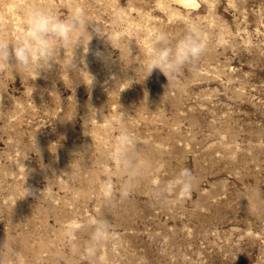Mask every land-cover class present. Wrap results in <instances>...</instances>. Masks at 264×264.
Masks as SVG:
<instances>
[{
	"label": "rangeland",
	"instance_id": "obj_1",
	"mask_svg": "<svg viewBox=\"0 0 264 264\" xmlns=\"http://www.w3.org/2000/svg\"><path fill=\"white\" fill-rule=\"evenodd\" d=\"M29 4L82 8L91 37L39 77L0 68V264H264V0H0V35ZM190 26L208 54L148 75Z\"/></svg>",
	"mask_w": 264,
	"mask_h": 264
},
{
	"label": "clouds",
	"instance_id": "obj_2",
	"mask_svg": "<svg viewBox=\"0 0 264 264\" xmlns=\"http://www.w3.org/2000/svg\"><path fill=\"white\" fill-rule=\"evenodd\" d=\"M25 31L18 34L16 39L0 35V68L11 69L14 74L23 73L26 76L35 74L39 77L42 72L50 71L58 64L57 58L65 47L74 49L85 44L86 37H91L87 31L90 26L87 15L82 8H74L67 16L60 17L54 8L44 4H29L21 11ZM111 44V42H109ZM112 45V44H111ZM209 41L204 37L203 30L190 26L185 34L170 41L168 35L159 32L155 44L147 51L146 71L148 75L158 69L166 78L175 79L184 70L201 61L209 52ZM74 66V67H73ZM77 65L72 63L65 71H74ZM120 143L124 145L121 158L130 169L135 168L136 161L132 154L135 140L128 131H122ZM173 184L179 191L189 194L193 191L196 178L185 169L175 177ZM131 188L126 191L130 194ZM92 238L95 243L107 239V228L97 225L93 229ZM2 247V246H0Z\"/></svg>",
	"mask_w": 264,
	"mask_h": 264
},
{
	"label": "bare ground",
	"instance_id": "obj_3",
	"mask_svg": "<svg viewBox=\"0 0 264 264\" xmlns=\"http://www.w3.org/2000/svg\"><path fill=\"white\" fill-rule=\"evenodd\" d=\"M179 4H181L184 7H189L192 5H196V0H177ZM191 8V7H190Z\"/></svg>",
	"mask_w": 264,
	"mask_h": 264
}]
</instances>
